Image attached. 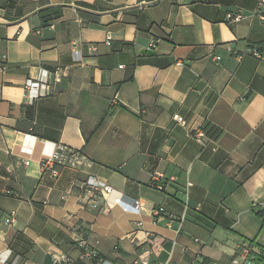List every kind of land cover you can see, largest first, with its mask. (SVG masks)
Masks as SVG:
<instances>
[{
  "label": "crops",
  "instance_id": "obj_1",
  "mask_svg": "<svg viewBox=\"0 0 264 264\" xmlns=\"http://www.w3.org/2000/svg\"><path fill=\"white\" fill-rule=\"evenodd\" d=\"M257 4L0 0V252L54 264L79 258L85 242L101 260L132 264L146 246L127 235L141 221L164 239L154 264H225L245 245L264 259V61L248 54L264 43ZM238 10L245 18L229 21ZM42 69L61 82L30 103L25 81ZM200 127L208 144L192 137ZM26 135L37 138L31 155ZM59 143L89 163L43 173L41 157ZM89 174L114 189L107 213L79 199ZM121 193L140 214L116 204Z\"/></svg>",
  "mask_w": 264,
  "mask_h": 264
},
{
  "label": "built area",
  "instance_id": "obj_2",
  "mask_svg": "<svg viewBox=\"0 0 264 264\" xmlns=\"http://www.w3.org/2000/svg\"><path fill=\"white\" fill-rule=\"evenodd\" d=\"M255 18L264 21V0H258L257 9L254 14ZM245 18L242 11L238 10L230 12L227 15V19L232 22H240ZM74 50L78 49V46L73 47ZM93 52L96 47L90 48ZM248 54L254 58L264 61V43L253 44L248 49ZM123 68V66H120ZM7 71L5 65L0 66V94L3 86V76ZM61 82V79L57 72L52 73L48 70H41V75L35 79L28 78L25 81V97L32 103L35 99L41 97L52 96L56 94L57 84ZM116 102L113 101V104ZM173 120L177 124L184 126L186 120L180 114L173 115ZM32 135L25 136V143L23 144L21 151L24 154L31 155L34 151L36 143V137ZM192 137L202 144H208L212 139L209 137L204 127L196 128L192 131ZM30 159H26L24 164L30 165ZM89 163L88 158L78 149L69 147L64 144H55L54 149L50 153H46L41 157L40 167L43 173L48 171L53 173L54 177H58L60 169L68 168L72 170H79L83 165ZM193 186L192 182H188L185 196L189 199L190 188ZM160 190L164 189L163 185L157 186ZM79 192V199L86 206L90 208L98 209L102 212H109L111 206L107 202V197L114 193L113 187L103 179H100L96 175L89 174L85 180L76 186ZM11 194V192H7ZM105 202V205L102 202ZM122 210L126 213L140 214L141 204L138 199L129 197L121 193L116 201ZM264 211V204H262ZM163 207L155 208L153 210L154 220L161 214L164 213ZM16 213L12 212L10 217L5 220L8 225L15 224ZM141 235V237H139ZM134 245L146 246L145 250L138 254L137 258L132 264H154L152 258L158 256L164 251V239L155 235L154 233L145 230L144 225L141 221L135 223V227L131 233L127 235ZM80 249L79 258L72 257L70 255H55L53 256L54 264H112L110 261L101 260L99 253L96 249L89 247L87 243L81 242L78 245ZM258 255L253 251L249 245L243 246L234 257L228 263L225 264H258ZM21 256L13 254L11 249H6L0 252V264H21Z\"/></svg>",
  "mask_w": 264,
  "mask_h": 264
},
{
  "label": "trees",
  "instance_id": "obj_3",
  "mask_svg": "<svg viewBox=\"0 0 264 264\" xmlns=\"http://www.w3.org/2000/svg\"><path fill=\"white\" fill-rule=\"evenodd\" d=\"M258 264H264V259L262 257H258Z\"/></svg>",
  "mask_w": 264,
  "mask_h": 264
},
{
  "label": "water",
  "instance_id": "obj_4",
  "mask_svg": "<svg viewBox=\"0 0 264 264\" xmlns=\"http://www.w3.org/2000/svg\"><path fill=\"white\" fill-rule=\"evenodd\" d=\"M147 53H150V51L148 50V51H146Z\"/></svg>",
  "mask_w": 264,
  "mask_h": 264
}]
</instances>
